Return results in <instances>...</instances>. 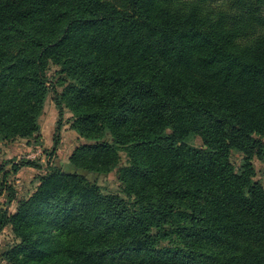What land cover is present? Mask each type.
Returning a JSON list of instances; mask_svg holds the SVG:
<instances>
[{"label":"trees","instance_id":"trees-1","mask_svg":"<svg viewBox=\"0 0 264 264\" xmlns=\"http://www.w3.org/2000/svg\"><path fill=\"white\" fill-rule=\"evenodd\" d=\"M51 94L86 143L14 213L0 179V260L264 264V0H0V141ZM116 168L126 196L86 174Z\"/></svg>","mask_w":264,"mask_h":264},{"label":"rangeland","instance_id":"rangeland-1","mask_svg":"<svg viewBox=\"0 0 264 264\" xmlns=\"http://www.w3.org/2000/svg\"><path fill=\"white\" fill-rule=\"evenodd\" d=\"M57 67L52 66L50 76L54 80V73ZM62 90V87H59ZM73 113L65 109L64 115H59L53 94H51L45 104V108L40 117L41 129L30 138H15L12 140L0 141V166L2 167L0 179H4L6 187L11 185L16 188V199L10 205V211L14 213L22 199L30 197L41 183V177L46 174L48 166L65 167L74 150L81 144L86 143L85 139L71 127ZM62 121V128L58 133V121ZM59 138L57 139V137ZM264 139V136H262ZM189 144L200 146L202 140L192 136ZM240 153L234 154L237 164L241 161ZM27 160L40 162L42 167L22 166L18 171L13 170L15 163ZM256 169L255 180L264 185V158H254ZM127 163V156L121 152V164ZM3 164V165H2ZM0 167V168H1ZM5 172L7 175L5 176ZM91 180H96L106 192H114L125 195L122 191V184L118 177V168L105 174L86 173ZM8 191L6 188L0 190V203L7 200ZM126 196V195H125ZM17 238L12 227L7 226L0 235V254L11 248ZM0 264H9L6 260H0Z\"/></svg>","mask_w":264,"mask_h":264}]
</instances>
